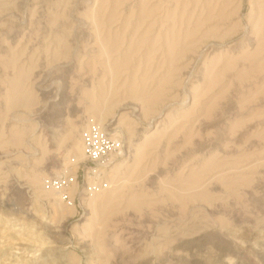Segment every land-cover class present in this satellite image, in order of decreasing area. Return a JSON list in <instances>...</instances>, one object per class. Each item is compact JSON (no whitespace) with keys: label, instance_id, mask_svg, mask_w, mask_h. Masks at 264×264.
Masks as SVG:
<instances>
[{"label":"rangeland","instance_id":"obj_1","mask_svg":"<svg viewBox=\"0 0 264 264\" xmlns=\"http://www.w3.org/2000/svg\"><path fill=\"white\" fill-rule=\"evenodd\" d=\"M261 9L260 0H0V264H189L177 248L217 217L182 209L177 185L214 158L235 174L264 168ZM135 107L130 125L106 131ZM92 123L123 145L102 172L84 164ZM129 146L145 153L140 173L125 170ZM222 169L207 173L206 190ZM56 176L77 178L45 185ZM19 182L40 200H26ZM48 198L67 210L56 223ZM206 247L198 257L211 262Z\"/></svg>","mask_w":264,"mask_h":264},{"label":"bare ground","instance_id":"obj_2","mask_svg":"<svg viewBox=\"0 0 264 264\" xmlns=\"http://www.w3.org/2000/svg\"><path fill=\"white\" fill-rule=\"evenodd\" d=\"M260 2L262 5V9L260 10L262 11L261 21H264V0H260ZM19 84L20 81H17L14 87L15 88L20 87L21 85ZM41 91H42V95L45 96L47 90L46 91L41 90ZM14 95L11 96L12 102H16V99L18 97L17 94L15 96ZM24 98H26V95ZM121 109L122 111L127 110L128 112L129 108L123 107ZM132 109H133V111L131 110L132 112L121 113V115H119L116 119L112 117L111 120L107 122V124L105 123L106 114L104 115L101 112L98 114L99 115L98 120L101 124L105 123L106 131H108L107 129L113 127V125H115V122L116 123L118 122L119 125L121 124L130 125L131 120L129 119V116L136 117V115L139 114L138 113L139 110L136 107ZM78 112H79L78 108L74 110L75 114ZM162 115L164 114L162 113ZM138 117L141 116L138 115ZM158 118L159 117H157L156 119ZM156 130L158 131V128ZM156 133L157 132H153L149 136L148 133L145 132L144 136H142L141 138L144 139L146 138L145 139L146 142H150L152 141L151 138L155 137ZM78 135L79 134H77V136ZM70 140L72 146L74 147L77 146L76 149H73L74 152L78 155H82L81 147L77 145L78 142L76 137L75 136L71 137ZM52 144L53 143H51V145ZM129 147L130 148L126 151L127 159L125 160V162L126 161L128 162L125 167V170H127L126 172H130V173H134V172L138 173L139 170L142 169V164H144L142 162L145 158V153L138 150L135 151V153H132L133 152V149L131 148L132 146ZM7 157L8 154H4L3 156L0 157V159ZM54 159L55 156L49 159V162L51 163L52 161H54ZM214 159L208 161L202 167L201 171L199 172L195 171L192 173L190 172L191 174L189 173L188 176H185L180 182V185H177L179 186L178 188L179 190L177 189V192L173 194V197L180 202V206L184 210L190 207L191 205L199 204L200 205L199 207L206 210L211 217H217V219H215L216 220L215 225L209 229H206L192 236L191 238L187 239L184 243L181 242L182 244L180 243L181 245L177 249L180 248L181 251L186 252V254L190 256L189 264H231V263L232 264H264V168H261L256 171H251L249 169H246L241 171V173H236L237 176H233L235 174L234 173L235 170L233 168L228 169V167H224L226 164L223 163V160L222 162H220L218 159L216 158ZM54 165L57 164L54 163ZM111 165H107V167H111ZM120 165L114 166L111 169V172H114L115 169L119 170L118 168L122 166ZM220 168H225V169H222L223 171L222 172L220 171L218 175L215 174L216 176L215 178H213L214 181L213 180L211 181L212 187L206 190L205 188L206 185L204 186V184L207 183L205 176H208L207 173H212L215 171H217L216 173H218V170ZM236 168L237 167H235V169ZM41 177H42L41 175H34L33 177L34 183L32 184L37 185L38 183H40ZM208 185L210 186V184ZM16 189H18V192L21 193L24 196V198L28 201L33 199H36L37 201L40 200V198L42 197L40 195L41 192L37 191L36 188H34L32 185L28 186L27 184H22V182H19L17 183ZM104 195L98 196V198L94 201L95 208L93 207L94 212L91 220L93 221L95 220L97 221V223L101 218L100 216H102L101 214H103L105 210L104 203H102L103 199H101L104 197ZM41 201L43 202L45 200H41ZM130 201L131 200H129V202ZM47 203L48 204L46 206L50 208L49 218H51L52 221L54 220V222L56 223V215L58 213H61L62 216H64L65 211L67 210L61 208L59 205H57L56 202H52L50 198H48ZM96 204H100V206H98L97 208ZM60 224L57 225V228L64 227V225H60ZM228 225L231 226L233 225L236 228L238 227V229L235 230L234 233L232 232L233 234L232 233L229 234L228 231L226 230V226ZM208 244H212L215 249V254L211 262L204 258L198 257L199 256L198 253L201 252ZM225 257L230 258L231 263H225L223 261Z\"/></svg>","mask_w":264,"mask_h":264},{"label":"built area","instance_id":"obj_3","mask_svg":"<svg viewBox=\"0 0 264 264\" xmlns=\"http://www.w3.org/2000/svg\"><path fill=\"white\" fill-rule=\"evenodd\" d=\"M83 151L86 156L84 164L86 169H94L102 172L110 163V159L121 150V141L108 132H104L94 123L89 124L81 136ZM88 165V166H87ZM53 177L45 180V185L53 188H62L64 184H73L76 178Z\"/></svg>","mask_w":264,"mask_h":264}]
</instances>
